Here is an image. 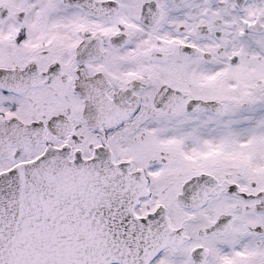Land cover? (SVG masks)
<instances>
[{"label":"snow or ice","instance_id":"snow-or-ice-1","mask_svg":"<svg viewBox=\"0 0 264 264\" xmlns=\"http://www.w3.org/2000/svg\"><path fill=\"white\" fill-rule=\"evenodd\" d=\"M0 264H264V0H0Z\"/></svg>","mask_w":264,"mask_h":264}]
</instances>
